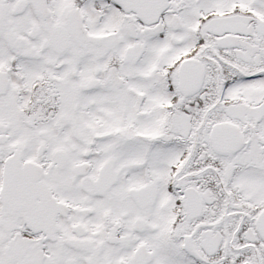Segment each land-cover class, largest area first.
Returning a JSON list of instances; mask_svg holds the SVG:
<instances>
[{"label": "snow or ice", "instance_id": "obj_1", "mask_svg": "<svg viewBox=\"0 0 264 264\" xmlns=\"http://www.w3.org/2000/svg\"><path fill=\"white\" fill-rule=\"evenodd\" d=\"M0 264H264V0H0Z\"/></svg>", "mask_w": 264, "mask_h": 264}]
</instances>
